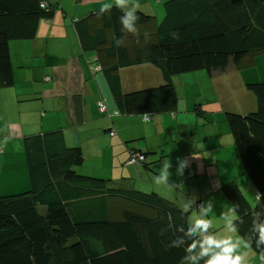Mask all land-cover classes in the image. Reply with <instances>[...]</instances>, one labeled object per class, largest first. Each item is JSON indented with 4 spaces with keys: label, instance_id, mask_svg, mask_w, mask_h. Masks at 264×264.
Listing matches in <instances>:
<instances>
[{
    "label": "trees",
    "instance_id": "obj_1",
    "mask_svg": "<svg viewBox=\"0 0 264 264\" xmlns=\"http://www.w3.org/2000/svg\"><path fill=\"white\" fill-rule=\"evenodd\" d=\"M162 3L159 22L152 11L115 4L74 21L82 51L93 53L94 69L107 79L116 114H136L143 122L175 109L179 75L211 74L229 63L243 68L264 53V0ZM57 8L50 0H0V88L14 81L9 42L34 38L39 22L50 20ZM128 10L138 16L135 32L121 31L119 17ZM141 63L154 65L162 83L123 93L119 67ZM245 86L256 108L243 114L226 111L224 121L257 199L251 206L235 181L221 185V192L238 216L236 233L251 241L249 248L261 258L252 226L254 220L264 222V81ZM199 104H194L197 112ZM22 146L29 188L0 195V264H197L183 260L189 255L184 246L195 238L186 231L185 210L155 192L112 186L109 179L79 173L82 150L67 146L60 129L24 136ZM172 240L178 241L176 247Z\"/></svg>",
    "mask_w": 264,
    "mask_h": 264
},
{
    "label": "crops",
    "instance_id": "obj_2",
    "mask_svg": "<svg viewBox=\"0 0 264 264\" xmlns=\"http://www.w3.org/2000/svg\"><path fill=\"white\" fill-rule=\"evenodd\" d=\"M50 1L58 8L50 20L39 22L36 36L8 44L14 81L10 87L0 88V175L9 178L10 173L12 183H1L0 194L29 188L23 137L60 129L67 146L82 150L84 160L77 168L79 173L109 179L112 186L155 192L182 210L189 204V223L199 216L202 206L211 204L207 217L212 233L238 240V251L246 254L245 264H262L261 258L245 248L241 237L226 226L225 217L234 212L221 192V185L235 181L251 206L257 199L224 121L226 111L243 114L256 108V98L245 86L264 81L248 67L256 57L243 68L229 63L224 70L211 74L197 71L177 77L194 78L200 85L210 80L211 95L200 101L201 112L190 105L183 114L176 90L175 109L153 114L145 126L139 115L116 114L107 79L102 70L94 69L93 53L82 51L74 27V21L94 13L105 2L114 5L115 0H67L65 4L62 0ZM149 1L126 0L125 5L156 15L161 9L158 5L153 9ZM118 74L123 93L162 83L159 70L150 63L119 67ZM5 105L9 106L7 110ZM134 117L142 122L135 123ZM136 125L145 127L138 130ZM197 127L201 133L195 138ZM112 131L115 133L110 134ZM131 140L137 141L127 144ZM131 150L146 152V160L126 164ZM181 159L188 165L182 171L178 170ZM167 162H171L168 180L158 182ZM17 165L23 167L22 174H18L22 170L17 171ZM196 201L201 205L193 207Z\"/></svg>",
    "mask_w": 264,
    "mask_h": 264
},
{
    "label": "clouds",
    "instance_id": "obj_3",
    "mask_svg": "<svg viewBox=\"0 0 264 264\" xmlns=\"http://www.w3.org/2000/svg\"><path fill=\"white\" fill-rule=\"evenodd\" d=\"M125 3L126 0H115V7L123 9ZM113 6L112 3L105 2L100 8V12L103 13L110 10ZM137 19L138 16L135 10L123 12V15L119 17L121 31L135 32ZM121 45L122 40L118 38L115 39V46L120 47ZM170 166L171 162L165 163L164 171L157 177L158 182H166L168 180V170ZM187 166V161L181 159L179 161L178 170L182 171ZM184 208L185 211H187L190 208V205L185 204ZM211 211V204H208L206 208L202 206L199 216L193 222L186 225L187 233L192 234L195 238H193L189 244L184 246V252L189 255L183 256V260H190L192 262H197L198 264L203 258L204 264H245L246 254L238 251L240 248V242L238 240H234L231 236L218 237L217 234L209 232V229L211 228V219L207 217V213ZM225 219L227 220L226 226L232 232H237L238 229L236 228L234 221L238 219V216L233 213V215L225 217ZM252 230L256 233V248L257 250L262 251L261 260L264 261V222H256L254 220ZM170 243L171 246L176 247L178 241L172 240ZM251 244V241H246L244 247H251ZM194 250L197 251H195V254H192Z\"/></svg>",
    "mask_w": 264,
    "mask_h": 264
},
{
    "label": "rangeland",
    "instance_id": "obj_4",
    "mask_svg": "<svg viewBox=\"0 0 264 264\" xmlns=\"http://www.w3.org/2000/svg\"><path fill=\"white\" fill-rule=\"evenodd\" d=\"M162 1H164V0H150L148 2L153 7V9H155L156 5H158V9H159V7L161 9V11L156 12V15L153 14L154 17H155V20L157 22H159L162 19L163 15H164V9H163ZM66 2H67V0H62L63 4H65ZM255 57H256V60H254V64L251 65V66H248V67L252 68L253 69L252 72L254 74H256L257 76L264 77V53H260V54H258L256 56H254V59H255ZM25 71L26 70L23 68L22 72L24 73ZM195 72L197 73V71H195ZM195 72H191V73H187V74H193V73L195 74ZM198 72H201L202 74L205 73V71H203V70L198 71ZM26 73L28 75L27 71H26ZM185 75L186 74L179 75V76H185ZM174 81H175V84H176V90H177V94H178L179 108L183 109L182 110L183 114H187V112L184 111V109H186L190 105L193 108V106H194V104L196 102L199 101V103H200V101H202L203 98L205 99L206 97H210V95H211L212 84H211L209 79L203 85L198 84L196 79H194V78L186 79L184 77H181L179 79H175ZM198 92H199V94L197 95ZM197 97H198V99L195 100V98H197ZM199 106H200V104H199ZM8 107L9 106L5 105L4 106V110H7ZM136 121L142 122L138 117H134V122L136 123ZM142 123H143V125L147 126L146 122H142ZM145 126L136 125L138 130H142L143 127H145ZM200 133H201L200 127H197L195 138L197 136H200ZM136 141L137 140H131V141H128L127 144H134ZM17 143H19V140H17ZM106 163H107V160H106ZM134 164H139V163H134ZM17 167H16L17 171H21L23 169L22 166L17 165ZM76 168H79V167H76ZM22 173H23V170L20 173H18V174H22ZM11 177L12 176L10 175V173H9V178H7V177L3 178V176L0 175V184L3 183V182H7V183H5L4 186H6L7 184L10 185L12 183ZM0 195H7V194H0ZM115 211H116V209H112L111 210V214L113 216H115Z\"/></svg>",
    "mask_w": 264,
    "mask_h": 264
},
{
    "label": "built area",
    "instance_id": "obj_5",
    "mask_svg": "<svg viewBox=\"0 0 264 264\" xmlns=\"http://www.w3.org/2000/svg\"><path fill=\"white\" fill-rule=\"evenodd\" d=\"M41 6H43V4H41ZM102 106V105H100ZM115 132L112 131L110 132V134H114ZM146 159H145V156L140 153L139 151H134V150H131L130 152V155L126 161L127 164H134V163H137V162H144ZM264 264V263H262Z\"/></svg>",
    "mask_w": 264,
    "mask_h": 264
}]
</instances>
